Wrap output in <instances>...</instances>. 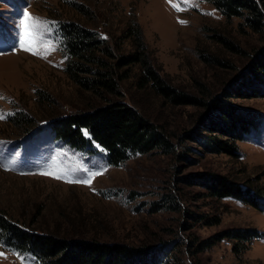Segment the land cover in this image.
I'll use <instances>...</instances> for the list:
<instances>
[{
    "label": "rangeland",
    "instance_id": "374dc122",
    "mask_svg": "<svg viewBox=\"0 0 264 264\" xmlns=\"http://www.w3.org/2000/svg\"><path fill=\"white\" fill-rule=\"evenodd\" d=\"M24 12L48 22L41 31L54 50L46 58L19 45ZM133 19L141 25L161 72L206 101L209 94L225 97L228 84L247 70L256 51L264 49V31L253 32L239 17L227 19L206 0H192L179 12L169 0H0V214L27 230L163 244L168 264H264V208L217 199L198 182L184 181L187 175L193 179L214 174L252 184L264 195V119L256 132L237 143L238 156L206 152L187 138L207 116L204 106L176 105L138 89L135 69L121 82L124 98L172 135L171 153L155 149L114 166L99 148L76 151L52 136L56 117L99 102L65 73L61 25L80 22L109 37L119 35ZM228 100L264 118V98ZM21 113L32 121L30 129L17 123ZM53 169L73 179L101 174L90 186L40 174ZM215 219L219 223L209 224ZM235 228H253L262 235L251 242L237 240L238 251L229 238L196 251V241ZM0 253V264H38L31 254L4 246L1 240Z\"/></svg>",
    "mask_w": 264,
    "mask_h": 264
},
{
    "label": "trees",
    "instance_id": "16d2710c",
    "mask_svg": "<svg viewBox=\"0 0 264 264\" xmlns=\"http://www.w3.org/2000/svg\"><path fill=\"white\" fill-rule=\"evenodd\" d=\"M206 1L227 19L239 17L253 32L264 31V0ZM121 31L119 35L105 37L80 22L68 21L61 25L65 73L80 89L97 96L99 102L56 117L51 127L54 139L76 151L92 153L99 148L107 163L114 166L155 149L171 153L174 149L172 135L124 98L121 82L130 78L136 69L138 89L146 88L176 105L195 102L204 106L207 116L199 121V129L187 138L197 142L206 152L238 156L237 143L256 132L264 118L260 113L234 106L228 98H264V49L256 51L247 70L228 84L225 97L209 94L206 101L186 93L161 72L138 21H128ZM221 40L235 48L222 37ZM17 123L26 130L33 125L27 113H21ZM190 177L187 175L184 181L198 182L209 196L238 199L257 209L264 208L263 192L252 184H240L214 174ZM193 216L201 218V215ZM216 223L219 219L209 224ZM261 235L253 228L225 229L196 241V251L207 249L223 238L234 240L233 250L238 251L237 240L251 242ZM0 240L4 246L31 254L38 264H168L167 248L163 244L152 247L146 243L107 242L83 233L27 230L1 214Z\"/></svg>",
    "mask_w": 264,
    "mask_h": 264
},
{
    "label": "snow or ice",
    "instance_id": "6c2138e0",
    "mask_svg": "<svg viewBox=\"0 0 264 264\" xmlns=\"http://www.w3.org/2000/svg\"><path fill=\"white\" fill-rule=\"evenodd\" d=\"M171 6L176 9V11L187 10L188 6H191L192 0H179V3H173L172 0H169ZM180 4H184L185 7L182 8ZM180 23H185V21H178ZM48 24L47 21H43L40 18L32 17L29 13H23V19L20 22V35H19V45L20 47L27 52H30L33 55H41L42 58H46L47 55L54 50L50 41L44 39V33L41 29H44ZM43 49V51H42ZM4 118V114L0 113V119ZM42 175H52L56 179H66L68 183H84L91 185V180L100 175V172H90L87 178H69L66 174L53 169L51 171L41 172ZM3 253H0V256H3Z\"/></svg>",
    "mask_w": 264,
    "mask_h": 264
}]
</instances>
